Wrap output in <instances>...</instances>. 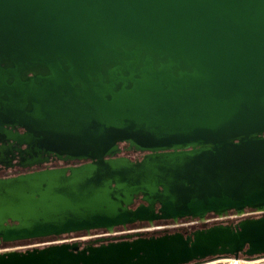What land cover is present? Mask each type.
Listing matches in <instances>:
<instances>
[{
	"label": "water",
	"instance_id": "1",
	"mask_svg": "<svg viewBox=\"0 0 264 264\" xmlns=\"http://www.w3.org/2000/svg\"><path fill=\"white\" fill-rule=\"evenodd\" d=\"M8 126L24 132L0 138L5 168L15 157L87 162L0 178V241L262 215L188 235L8 249L0 264L264 257V0H0ZM121 143L146 154L119 155Z\"/></svg>",
	"mask_w": 264,
	"mask_h": 264
},
{
	"label": "flooded vegetation",
	"instance_id": "2",
	"mask_svg": "<svg viewBox=\"0 0 264 264\" xmlns=\"http://www.w3.org/2000/svg\"><path fill=\"white\" fill-rule=\"evenodd\" d=\"M7 129L8 131L4 130V128H0V138L4 140L5 142L4 146L10 144L11 140H9L8 136L11 135V133L16 134V133L24 132V129L18 126L16 127L8 126ZM0 145H1V141H0ZM14 146H16V142L12 144V147ZM126 146L127 145L125 143H121V147H123V150L119 155H124L133 160H137V159H141L146 154V152L136 151L134 149L128 150L126 149ZM24 147L25 146L23 145L22 148ZM13 152L15 153V155L17 154L15 149H13ZM17 160L18 157L12 159L11 162L13 163V166L10 168H5L2 165H0V178L11 177L21 173L33 172L43 169H54V168H62L68 166H76L87 162L86 160H61L51 156L50 160L47 162L35 164L29 167H21L19 165H16ZM142 202L143 201L141 200V198H138L136 200L135 205H133L132 207L135 208ZM156 208L158 210L159 204L156 205ZM245 212H246L245 216L238 217L235 210H230L222 218H219L214 213H208L206 215V221H200L198 218H191V217L181 218L177 223H175L172 219H157L154 220V226H155L154 228H150V223L148 221H136L134 223L127 224L125 227L116 226L115 232L113 234H110V232L105 228H98V229H92L90 232L83 230V231L66 233L62 235H51V236H45L39 238L19 240L15 242L0 241V252L8 249L26 250L34 247H45L50 244L69 241V240L79 241L81 246H85L89 244H95V241L98 239L112 240L114 237L121 238L123 235L136 234V233H141L142 235L145 236H151V235H162L165 233H172V232H182L188 235L191 234L196 229L207 228L209 226L220 223L236 225L241 219L245 217H258L262 215L261 213H258L255 209L252 208H246Z\"/></svg>",
	"mask_w": 264,
	"mask_h": 264
},
{
	"label": "rangeland",
	"instance_id": "3",
	"mask_svg": "<svg viewBox=\"0 0 264 264\" xmlns=\"http://www.w3.org/2000/svg\"><path fill=\"white\" fill-rule=\"evenodd\" d=\"M229 260H230V258H221V259H218V260H214L212 262L216 263V261H220L221 262L220 264H229ZM239 260H241V262H242L241 264H264V257H260V258L252 259V260H247V259H244L241 256L239 258ZM243 260H245V261H243ZM205 264H208V263H205Z\"/></svg>",
	"mask_w": 264,
	"mask_h": 264
},
{
	"label": "bare ground",
	"instance_id": "4",
	"mask_svg": "<svg viewBox=\"0 0 264 264\" xmlns=\"http://www.w3.org/2000/svg\"><path fill=\"white\" fill-rule=\"evenodd\" d=\"M228 261V260H227ZM243 261H245V260H243ZM242 262H241V260H238L237 261V264H241ZM229 264H235V260L234 259H230L229 260Z\"/></svg>",
	"mask_w": 264,
	"mask_h": 264
},
{
	"label": "crops",
	"instance_id": "5",
	"mask_svg": "<svg viewBox=\"0 0 264 264\" xmlns=\"http://www.w3.org/2000/svg\"><path fill=\"white\" fill-rule=\"evenodd\" d=\"M217 264H220V261H216ZM215 262H210L209 264H216Z\"/></svg>",
	"mask_w": 264,
	"mask_h": 264
},
{
	"label": "built area",
	"instance_id": "6",
	"mask_svg": "<svg viewBox=\"0 0 264 264\" xmlns=\"http://www.w3.org/2000/svg\"><path fill=\"white\" fill-rule=\"evenodd\" d=\"M230 259H234L233 257L232 258H230ZM235 260V264H237V261L239 260V259H234Z\"/></svg>",
	"mask_w": 264,
	"mask_h": 264
}]
</instances>
